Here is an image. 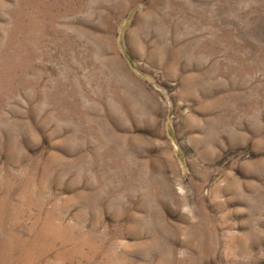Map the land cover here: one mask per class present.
Here are the masks:
<instances>
[{"label": "rangeland", "instance_id": "1", "mask_svg": "<svg viewBox=\"0 0 264 264\" xmlns=\"http://www.w3.org/2000/svg\"><path fill=\"white\" fill-rule=\"evenodd\" d=\"M0 264H264V0H0Z\"/></svg>", "mask_w": 264, "mask_h": 264}]
</instances>
